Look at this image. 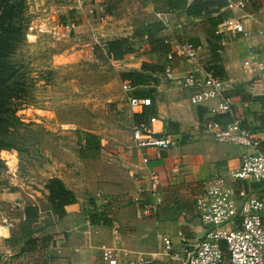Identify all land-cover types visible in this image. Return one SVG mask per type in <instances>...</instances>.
<instances>
[{
	"label": "crops",
	"instance_id": "obj_1",
	"mask_svg": "<svg viewBox=\"0 0 264 264\" xmlns=\"http://www.w3.org/2000/svg\"><path fill=\"white\" fill-rule=\"evenodd\" d=\"M76 1L79 3L76 8L84 18L81 24L74 23V28L67 31L83 28L100 47L108 41L129 38L136 54L114 62L124 69L122 73L143 72L156 78L125 94V98L127 95L150 98L151 106L132 110L125 100L118 111L132 117L133 123L158 118L154 128L171 133L176 144L168 150L135 148L138 158L133 162L125 157L127 161L123 164L127 169L119 170L116 182L104 184L87 199L66 177L52 176L49 180H60L75 202L66 205L65 215L58 217L49 199L47 182L42 198L21 207L22 228L5 227V233L0 236V264H100L102 247L116 251L118 264H173L164 253L163 238H170L173 249L178 251L180 232L191 242L203 237L205 227L196 216V197L214 172L237 170L241 166L243 148L217 142L205 123L214 120L224 127L236 119L260 140L264 152V0H245L244 8L228 6L229 2L239 0H215L208 6L213 10L210 18L221 17L217 29L229 19H240L246 31V34L218 35L214 29L220 46L217 61L209 49L213 30L204 12L191 16L185 10L168 12L162 4L151 0H90L92 3L83 1L84 6L80 0ZM100 4L111 15L105 22L97 19ZM123 9H132L133 15L141 13L139 24L127 26L126 17L118 15ZM68 20L69 17L65 25ZM157 21L164 24L158 36L164 39V49L150 52L146 38L135 34L141 25ZM192 41L203 47L198 63L177 57L167 61L166 56L174 45ZM143 63L151 68L161 67L162 71H142ZM166 65L173 68L176 80L166 77ZM205 71H212L229 85L225 96L230 100L233 116L210 113L219 100L203 105L190 102L191 91L182 87V79L189 73L201 75ZM144 156H148L147 164L143 163ZM151 172L159 181L155 194L149 183ZM228 185L236 192L247 190L251 197L264 196V185L231 180ZM136 197L156 203L157 214L144 216L134 201ZM30 206L36 211L29 214L34 218L28 223L24 209Z\"/></svg>",
	"mask_w": 264,
	"mask_h": 264
},
{
	"label": "rangeland",
	"instance_id": "obj_2",
	"mask_svg": "<svg viewBox=\"0 0 264 264\" xmlns=\"http://www.w3.org/2000/svg\"><path fill=\"white\" fill-rule=\"evenodd\" d=\"M78 5L76 0L26 1L25 37L11 56L17 67L14 95L21 98L16 103L21 125L14 135L18 149L0 152V236L7 226L22 228L21 207L42 198L52 176L66 177L87 199L116 182L119 170L127 169L126 158H138L130 138L133 118L117 109L126 99L124 69L97 48L90 32L64 28L68 17L82 23ZM119 13L127 26L138 25L142 16L132 9ZM88 135L101 144L95 159L81 156Z\"/></svg>",
	"mask_w": 264,
	"mask_h": 264
},
{
	"label": "built area",
	"instance_id": "obj_3",
	"mask_svg": "<svg viewBox=\"0 0 264 264\" xmlns=\"http://www.w3.org/2000/svg\"><path fill=\"white\" fill-rule=\"evenodd\" d=\"M245 0L229 2L230 8H244ZM99 22L107 21L111 15L105 5L97 7ZM73 18H69L64 26L66 30L74 28ZM246 34L240 19H229L223 22L216 34ZM203 50L201 45L193 43L176 44L167 54V61L181 58L198 63ZM245 64H248L246 62ZM166 77L176 80L173 68L165 67ZM122 90L125 94L135 89L130 81H123ZM182 87L191 91L190 102L203 105L219 100L210 113L228 114L233 116L230 100L225 96L229 85L212 71L203 74L189 73L182 79ZM126 102L132 110L151 106L150 98L127 95ZM159 119L150 117L148 120L136 121L131 129L133 146L139 150H168L176 144L171 133L165 129L157 131L154 124ZM206 130L219 143H229L243 148L241 166L237 170H218L205 182L203 192L196 197V216L205 227L203 237L191 242L183 233H179L181 248L176 251L170 238L164 237V253L173 264H264V196L251 197L247 190L236 192L228 185V181H245L264 185V152L260 148V140L251 132L242 128L238 120L233 119L222 127L219 122L208 120ZM143 163L149 162L148 156ZM149 183L153 194L157 192L158 176L149 173ZM144 216H154L158 206L154 202H145L142 198L134 199ZM100 264H118V256L113 248L102 247Z\"/></svg>",
	"mask_w": 264,
	"mask_h": 264
},
{
	"label": "trees",
	"instance_id": "obj_4",
	"mask_svg": "<svg viewBox=\"0 0 264 264\" xmlns=\"http://www.w3.org/2000/svg\"><path fill=\"white\" fill-rule=\"evenodd\" d=\"M27 0H0V152L8 149H18L14 141V135L17 134V128L21 125L20 120L16 116V103L21 98L15 96L14 86L17 82V67L11 60V56L17 48V45L24 40L26 25L24 22V11L26 9ZM156 4H162L168 12H176L185 10L191 16L196 13L204 12L209 16L212 33L210 34V52L214 61L218 60V37L214 36V29L221 23V17L210 18L213 10H209L208 6L214 4L215 0H194L192 4H188L187 0H151ZM164 24L160 21L141 25L135 36L146 38L150 52H157L164 49V39L158 37ZM193 44H196L192 41ZM98 49L110 60L123 59L127 55H135L136 49L134 43L129 38H120L106 42ZM216 69L219 70V67ZM215 69V70H216ZM158 71L161 67L151 68L148 64L143 63L142 71ZM213 72H215L213 70ZM216 74V73H215ZM217 75V74H216ZM121 81H130L132 86L137 87L151 80L156 81L153 76L143 74V72H124L121 73ZM137 118V116H134ZM88 148L83 154V150ZM82 150L81 156L89 159H95L101 151V144L96 136L88 135L86 146ZM47 188L49 190V199L52 203L54 212L58 217L65 215L64 207L75 202V198L71 192L67 191L58 179L48 181ZM35 208L30 206L24 209L25 221L31 223L34 217L29 216L31 212H35Z\"/></svg>",
	"mask_w": 264,
	"mask_h": 264
}]
</instances>
